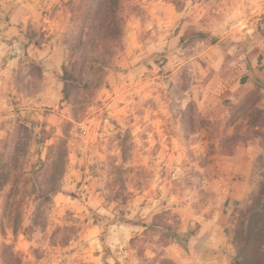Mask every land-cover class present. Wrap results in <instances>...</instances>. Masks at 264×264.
<instances>
[{
  "label": "rangeland",
  "instance_id": "obj_1",
  "mask_svg": "<svg viewBox=\"0 0 264 264\" xmlns=\"http://www.w3.org/2000/svg\"><path fill=\"white\" fill-rule=\"evenodd\" d=\"M0 15V150L16 122L34 126L16 232L1 228L11 183L0 191V250L12 244L22 264H231L264 180V125L247 130L251 104L264 109V0H121L122 33L80 105L62 100L59 76L82 0H0ZM65 129L62 187L24 232L40 200L33 171Z\"/></svg>",
  "mask_w": 264,
  "mask_h": 264
},
{
  "label": "trees",
  "instance_id": "obj_2",
  "mask_svg": "<svg viewBox=\"0 0 264 264\" xmlns=\"http://www.w3.org/2000/svg\"><path fill=\"white\" fill-rule=\"evenodd\" d=\"M121 0H82L83 16L79 31L71 45L70 59L61 66L60 80L63 83L62 100L80 105L85 103L87 92L96 87L102 80L105 69L109 65L113 42L122 33V22L119 15ZM27 36L30 33L26 32ZM39 68L38 64H34ZM248 131L260 134L264 125V109L251 104L248 110ZM34 123V122H32ZM33 128V129H32ZM24 121H18L14 130L4 141L0 150V191L6 184L11 188L6 194L1 217V228L5 222L12 225L16 232L22 228L21 201L17 199L21 191L22 165L20 158L29 148L33 127ZM48 145L46 159L40 162L39 168L33 171V185L38 192L31 222L24 227V232L31 231L41 223L43 216L42 203L45 199L61 189V178L66 163V136ZM49 136H44L45 141ZM243 138L236 128L233 135L222 141L223 152L231 153L235 144ZM225 144L229 148H225ZM252 202L238 217L234 229L233 241L237 248V255L231 264H264V180L252 194ZM172 234L184 246H188L189 232L175 228ZM0 257L3 264H22L21 253L13 245L4 242L1 246ZM170 260H162L167 264Z\"/></svg>",
  "mask_w": 264,
  "mask_h": 264
},
{
  "label": "crops",
  "instance_id": "obj_3",
  "mask_svg": "<svg viewBox=\"0 0 264 264\" xmlns=\"http://www.w3.org/2000/svg\"><path fill=\"white\" fill-rule=\"evenodd\" d=\"M1 16V15H0ZM28 16L29 15H26V16H24V21H26V23H28L29 22V18H28ZM11 21H13V20H11ZM10 27H11V29H14L15 31H17L18 33H21V34H23V33H26L27 32V29H28V26H27V24L25 25L23 22H19V23H13L12 25H10ZM43 43H41V45H42ZM28 46H30L29 48H31L32 47V49L33 50H37L38 48L40 49V46L38 45V44H32V43H30V45H28Z\"/></svg>",
  "mask_w": 264,
  "mask_h": 264
},
{
  "label": "built area",
  "instance_id": "obj_4",
  "mask_svg": "<svg viewBox=\"0 0 264 264\" xmlns=\"http://www.w3.org/2000/svg\"><path fill=\"white\" fill-rule=\"evenodd\" d=\"M241 25H243V27L245 26V18H240V19H238L235 23H234V25L233 26H241Z\"/></svg>",
  "mask_w": 264,
  "mask_h": 264
}]
</instances>
